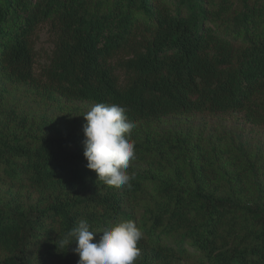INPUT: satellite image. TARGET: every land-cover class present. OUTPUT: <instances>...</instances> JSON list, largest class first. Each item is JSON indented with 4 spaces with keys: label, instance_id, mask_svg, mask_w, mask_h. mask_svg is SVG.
<instances>
[{
    "label": "trees",
    "instance_id": "1",
    "mask_svg": "<svg viewBox=\"0 0 264 264\" xmlns=\"http://www.w3.org/2000/svg\"><path fill=\"white\" fill-rule=\"evenodd\" d=\"M76 103L127 109L130 186L86 168L82 126H62ZM231 114L264 130V0H0V264H77L75 243L56 244L81 219L134 221L135 264H264V160L230 155L226 176L217 146L148 126Z\"/></svg>",
    "mask_w": 264,
    "mask_h": 264
},
{
    "label": "clouds",
    "instance_id": "2",
    "mask_svg": "<svg viewBox=\"0 0 264 264\" xmlns=\"http://www.w3.org/2000/svg\"><path fill=\"white\" fill-rule=\"evenodd\" d=\"M126 112L118 104L96 103L83 114L85 166L95 173L96 181L114 188L130 186L134 178L128 169L136 159L135 141L131 138L135 123L128 119ZM97 233H102L99 241L92 242ZM142 235L131 220L92 230L89 222L81 219L56 245L64 250L75 243L72 251L79 257L77 264H135Z\"/></svg>",
    "mask_w": 264,
    "mask_h": 264
},
{
    "label": "rangeland",
    "instance_id": "3",
    "mask_svg": "<svg viewBox=\"0 0 264 264\" xmlns=\"http://www.w3.org/2000/svg\"><path fill=\"white\" fill-rule=\"evenodd\" d=\"M51 38L49 27L44 25L37 31L36 52L37 62L36 71L51 50ZM4 98L11 103L17 100L20 106L24 107V112L29 116H41L46 114V110L52 115H56L53 106L48 103H39L33 101L29 95L4 93ZM51 104V103H50ZM55 104V103H54ZM92 105L76 103L68 112V117L63 119L62 126L66 132L76 130L84 124L83 114L90 110ZM55 110V107H54ZM63 111H66L64 108ZM82 111V115L80 112ZM152 131L163 135H184L191 139V144H212L221 151L216 155L220 156L221 161L216 169L226 176H231L235 169L230 167V155H236L238 152L245 156V159H252L260 156L264 160V130L257 126H252L245 121L242 115H218V116H193V117H169L160 122H152L148 125ZM224 149L230 151L225 153ZM241 149V150H239ZM229 157V159H228ZM218 164V161H217ZM216 164V165H217ZM264 169V166H262ZM230 174V175H229ZM180 264H191L189 262Z\"/></svg>",
    "mask_w": 264,
    "mask_h": 264
}]
</instances>
